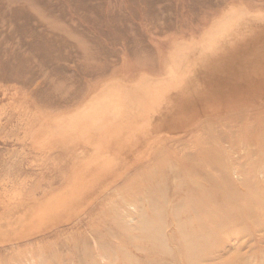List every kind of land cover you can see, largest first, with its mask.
<instances>
[{
	"label": "rangeland",
	"instance_id": "1",
	"mask_svg": "<svg viewBox=\"0 0 264 264\" xmlns=\"http://www.w3.org/2000/svg\"><path fill=\"white\" fill-rule=\"evenodd\" d=\"M231 1L0 0V264H264L262 174L243 181L224 167L229 181L212 182L209 168L190 174L174 155L158 177L138 181L129 204L113 191L117 203L87 206V192L82 213L22 229L35 201L62 191L51 192L57 173L27 155L34 113L69 111L116 68L158 69L168 36L198 33Z\"/></svg>",
	"mask_w": 264,
	"mask_h": 264
},
{
	"label": "bare ground",
	"instance_id": "2",
	"mask_svg": "<svg viewBox=\"0 0 264 264\" xmlns=\"http://www.w3.org/2000/svg\"><path fill=\"white\" fill-rule=\"evenodd\" d=\"M197 32L168 36L156 70L116 68L94 86L87 83L69 111L34 113L27 155L44 172L57 173L51 192L62 191L35 201L22 229L42 226L59 212L82 213L87 192V206L103 198L129 204L138 181L158 177L171 155L190 174L209 168L212 182L223 179L224 167L242 180L264 179V2L232 0Z\"/></svg>",
	"mask_w": 264,
	"mask_h": 264
}]
</instances>
